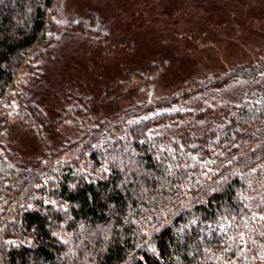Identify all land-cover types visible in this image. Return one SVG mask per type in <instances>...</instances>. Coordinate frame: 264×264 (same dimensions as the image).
I'll use <instances>...</instances> for the list:
<instances>
[{"label":"trees","instance_id":"1","mask_svg":"<svg viewBox=\"0 0 264 264\" xmlns=\"http://www.w3.org/2000/svg\"><path fill=\"white\" fill-rule=\"evenodd\" d=\"M57 3L0 0V138L20 121L43 147L23 163L0 141V264H264V57L89 116L56 150L16 80L61 28Z\"/></svg>","mask_w":264,"mask_h":264},{"label":"rangeland","instance_id":"2","mask_svg":"<svg viewBox=\"0 0 264 264\" xmlns=\"http://www.w3.org/2000/svg\"><path fill=\"white\" fill-rule=\"evenodd\" d=\"M52 13L61 28L16 84L46 112L45 140L56 150L80 135L78 124L91 125L89 116L119 114L264 57V0H58ZM210 89L205 99L217 108L237 91ZM2 137L23 163L42 155L31 125L13 122Z\"/></svg>","mask_w":264,"mask_h":264}]
</instances>
